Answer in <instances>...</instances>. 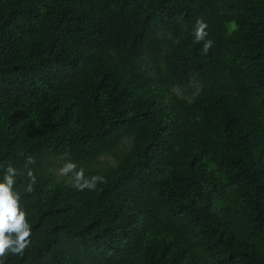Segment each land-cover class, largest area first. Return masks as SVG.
<instances>
[{
    "label": "trees",
    "instance_id": "trees-1",
    "mask_svg": "<svg viewBox=\"0 0 264 264\" xmlns=\"http://www.w3.org/2000/svg\"><path fill=\"white\" fill-rule=\"evenodd\" d=\"M9 165L4 264H264V0H0Z\"/></svg>",
    "mask_w": 264,
    "mask_h": 264
},
{
    "label": "clouds",
    "instance_id": "clouds-1",
    "mask_svg": "<svg viewBox=\"0 0 264 264\" xmlns=\"http://www.w3.org/2000/svg\"><path fill=\"white\" fill-rule=\"evenodd\" d=\"M207 24L202 20H198L194 30L195 42L199 43L207 35ZM212 46V41L204 44L203 51H207ZM29 157L28 163H33ZM72 173L68 183L77 190H94L97 183L104 182V177L95 175L90 178L84 176L83 169L77 170L74 163H68L61 168L60 174L67 176ZM17 170L9 165L0 180V264H4V258L8 253L22 256L25 249L30 243L31 229L26 220V213L19 205V196L14 192L16 183L15 176ZM27 176L31 183L27 187V191H32V185L35 183V176L29 170Z\"/></svg>",
    "mask_w": 264,
    "mask_h": 264
}]
</instances>
